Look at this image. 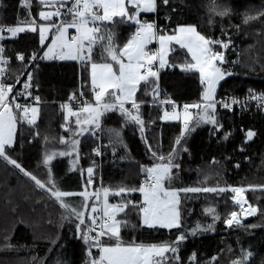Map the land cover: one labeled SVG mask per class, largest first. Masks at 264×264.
<instances>
[{"label": "snow or ice", "instance_id": "snow-or-ice-1", "mask_svg": "<svg viewBox=\"0 0 264 264\" xmlns=\"http://www.w3.org/2000/svg\"><path fill=\"white\" fill-rule=\"evenodd\" d=\"M169 3L170 0H20L26 15L8 24L2 15L7 5L0 0V162L25 178L34 192L63 209L61 222L71 224L75 238L85 246L84 264H201L195 251L186 257L182 255V244L189 236L215 231V223L221 220L215 207H208L205 214L211 216L212 223L185 230L183 204L202 195L231 193V200L240 211H231L223 220L228 228L243 226L241 215L254 216L258 212L264 215V210L253 207L245 197L249 189L264 190V185L248 188L226 183L208 185L207 174L195 185L175 183L182 154L189 152L186 142L191 134L202 125H210L216 132L223 129L218 106L233 111L236 105L243 109L255 101L264 109V92L249 90L243 100L217 96L221 82L234 74L224 65L239 62L226 58L225 53L233 44L228 29L239 31L242 25L254 24L260 26L258 34L264 35V8L240 13L239 24L229 23L225 27L223 19L227 17L231 21L236 11L229 4L211 0L209 26L215 27V17L221 18L220 35L213 36L199 31L196 24L161 27L155 20L142 17L162 11ZM169 10L175 12L176 8ZM166 21L171 23L172 17L166 16ZM121 25L131 29L124 38L118 32ZM5 40H31L30 51L9 55ZM153 44L157 46L150 47ZM176 46L186 50L190 59L179 64L175 57L170 60ZM13 59L19 62V72L14 77L9 75ZM56 61L79 64V85L59 104L64 120L61 127L70 134L60 137V143L66 147L42 151L37 162V167L45 172L41 177L23 158L25 137L21 133L32 130L29 145L40 135L38 122L45 100L40 94L39 69L44 63ZM175 67L198 74V100L181 104L162 90L161 72ZM149 108L159 109L160 114L153 119ZM112 114L118 115L122 127L107 128L108 142L102 144L105 120ZM157 120L179 125V133L167 153L162 151L158 127H153ZM127 127L132 128L133 135H138L143 145L146 160L137 165L143 180L134 185L106 186L101 172L103 157L110 149L113 163L123 160L124 155L117 157L118 148L130 156L131 150L123 137V128ZM229 135L223 138L227 140ZM256 135L254 130H247L246 141ZM86 138L94 146L82 152ZM44 141L47 143L48 138L44 137ZM58 157L70 158L67 172L75 173L81 181L78 190L62 186L63 176L54 175L53 161ZM234 167L238 168L239 164ZM133 215L137 223H131ZM16 222L26 223L23 219ZM129 226L169 233L176 230V233L174 239L145 243L124 238L122 229ZM18 247L6 236L0 250L12 251ZM51 251V248L47 250ZM227 251L231 253L232 249ZM252 256V251L242 249L230 264H249V261L255 264ZM46 261L47 255H34L30 264H46ZM53 264H67V261L54 257ZM207 264H219V257H212Z\"/></svg>", "mask_w": 264, "mask_h": 264}, {"label": "trees", "instance_id": "trees-1", "mask_svg": "<svg viewBox=\"0 0 264 264\" xmlns=\"http://www.w3.org/2000/svg\"><path fill=\"white\" fill-rule=\"evenodd\" d=\"M218 3L229 4L236 14L232 16L231 21L225 17L223 25L227 27L229 23L239 24L240 13L255 8H264V0H217ZM7 5L3 9L2 15L5 23H14L17 19H23L26 10L20 7V0H4ZM211 0H170L169 5L155 14L143 16L149 20H155L158 25L164 27L166 24L171 27L175 23L196 24L198 30L209 33L213 36H219L221 23L219 17H215L217 24L210 27L208 24L209 12L208 4ZM176 8L175 12L170 11ZM166 16L172 17V22L166 21ZM131 29L127 25H121L118 29L121 38L126 37ZM232 37V47L225 53L229 61H239L231 65H224L234 74L227 77L217 92L218 98L229 94L243 95L249 90L264 92V35H259L260 26L250 24L242 25L239 31L228 29ZM31 40L11 41L6 40L5 45L9 55L16 51H30ZM246 49H253L254 53L260 54L261 64L253 68L246 62L244 52ZM259 49H263L260 50ZM175 57L176 63H182L190 59L186 51L176 47V51L170 56V60ZM79 64L77 62H51L42 64L39 69L40 94L45 100L42 108L40 120L38 122L39 137H35L33 143L27 142L30 138L31 129L23 131L21 134L25 137L23 143V158L29 167L36 170L39 176L43 177L45 172L37 167V162L42 155L43 150H62L66 146L60 143V137H68L61 125L64 123L63 112L59 108L61 102L66 101L68 94L75 90L79 85ZM19 72V62L14 61L9 68V75L14 77ZM11 82V80L9 81ZM161 88L164 92L176 99L179 103H190L198 100L200 95V85L198 74L185 73L180 71L179 67L167 68L161 72ZM143 87V85L141 86ZM140 94L138 93V96ZM152 118L155 119L160 110L149 108ZM218 118L223 124V129L216 132L210 125H202L191 134L187 139L189 152L182 154L180 160L181 169L176 184L185 186L195 185L203 180L205 174L209 176L208 185L216 183L228 184L232 186L264 185V113L262 112H229L218 107ZM122 123L117 114H112L111 118L105 120V131L102 135V144H107V128L119 129ZM159 131L157 135L162 137V151L168 152L175 136L179 133V125L161 123L157 120ZM254 130L257 135L251 140L246 141L247 130ZM152 134L151 132L149 133ZM230 134L228 139L223 137ZM44 137L48 138L47 143ZM123 137L131 150L130 156L124 153L123 148H118L117 157L124 155L123 160L117 159L112 162L111 150L103 157L102 176L104 185H117L121 183L137 184L143 180V174L137 165L146 160L143 145L138 139V135H133L131 127L123 128ZM87 139V138H86ZM94 146L91 139L87 143H82L81 151L88 152L90 147ZM243 148V151L240 149ZM67 157H58L53 161L54 175L59 178L63 176L61 184L64 187L78 190L81 181L75 173L67 172L69 166ZM215 161V163H213ZM239 167H234L235 164ZM0 164L6 167L3 175L0 176V205L9 202L11 207H15V212L11 216L4 217L0 221V246L3 245L4 238L10 237L11 242L18 245L16 250H0V264H30L32 256L44 257L47 255L46 264H53L54 257L65 258L67 264H84L85 246L76 239L73 234V227L67 222H61L63 209L59 208L53 201L41 196L38 192L34 193L31 203L33 206L19 201V192L15 191L13 201L9 196L6 198V189L26 185V179L18 175L15 170L6 166L3 162ZM2 175V174H1ZM14 190V189H13ZM138 196V194H136ZM25 196V195H24ZM245 197L249 204L264 210V190L259 188L249 189L245 192ZM26 198V196H25ZM31 206L36 210H44L45 219L36 221L40 230L34 231L27 223H17L14 226L15 219H21L22 207ZM215 207L220 214L221 220L215 223V231L203 232L195 237L189 236L186 242L182 244V255L188 256L195 251L201 260V264H207L212 257H219V264H230L232 258L240 255L241 250L253 252L251 260L255 264H264V215L258 212L254 217L244 221L243 226L228 228L223 223L227 215L235 210L237 206L231 200V193H224L220 196H200L195 199H189L183 204L186 213L184 217V228L190 231L197 224L207 225L212 223L210 215L205 214V209ZM239 209V208H238ZM240 210V209H239ZM31 217H33L31 215ZM9 221V222H8ZM131 223H137L136 217L130 218ZM8 225L5 230L4 224ZM256 225V227H247ZM176 230L172 233L166 230L154 231L129 226L122 229L124 238H135L137 241L151 243L162 240L174 239ZM51 248L50 253L47 250ZM228 248L232 252L227 251ZM95 249L93 252L95 253ZM251 264V261H249Z\"/></svg>", "mask_w": 264, "mask_h": 264}, {"label": "rangeland", "instance_id": "rangeland-1", "mask_svg": "<svg viewBox=\"0 0 264 264\" xmlns=\"http://www.w3.org/2000/svg\"><path fill=\"white\" fill-rule=\"evenodd\" d=\"M249 10H259V8L252 9V7H249ZM176 47H178V46H176ZM260 50H263V49H259V51ZM245 51L246 52H244V55L246 56V62H248V61L251 62V64L248 65L249 67L253 68V67L259 66L261 64L260 54L262 52H260L259 54H256V52L254 53L253 49H246ZM222 82H221V84H222ZM219 88H220V86H219ZM219 88H218V90H219ZM218 90H217V92H218ZM228 96L237 97V96H241V95H239V94L238 95L237 94H229ZM3 171H6V173H8L7 170H6V167L4 165L0 164V176L1 177L5 176V175H3ZM6 191H7V193H4V194H6L7 197L9 196L13 201H15L14 198L17 197L15 195V191H18L20 198L17 197V199L19 201L23 200L24 204L31 205V206L34 205V204L31 203V201H32L31 199L34 196V193L31 192L32 189L30 187V183L26 184V185L21 184V189H20V187H16V188L8 189V190L6 189ZM24 195L26 196V198H25ZM9 197L6 198V199L9 200ZM31 206H26L25 208H24V206L22 207V212H20L21 217H22L21 219H23L26 223L29 222L27 224H29L33 228L34 231H37V230H40V229L38 227L39 223L37 224L36 221H39V219H42V218L45 219V216L43 215L44 210H42V209L40 210L39 209V210H36V212H33V211H35V208L31 207ZM236 206L239 208L238 205H236ZM15 207H11V204L9 202H6V203L3 202L0 205V221H3L4 217H8V220L12 222L11 216H12L13 212L14 213L18 212V211L15 212ZM246 207H247V205H246ZM238 208H237V211H240ZM31 215L33 217H31ZM242 217L244 219L243 215H241V219H242ZM13 222H14L13 225L15 226L16 225V219ZM4 227H5V230L8 228V225L6 224V222L4 224Z\"/></svg>", "mask_w": 264, "mask_h": 264}, {"label": "built area", "instance_id": "built-area-1", "mask_svg": "<svg viewBox=\"0 0 264 264\" xmlns=\"http://www.w3.org/2000/svg\"><path fill=\"white\" fill-rule=\"evenodd\" d=\"M6 41V40H5ZM5 41H3V43L5 44ZM7 46V45H6ZM150 47H153L154 48V45H151ZM14 61H16L15 59H13V61H12V63L14 62ZM18 62V61H17ZM18 87H19V85H18ZM253 91V90H252ZM253 92H255V93H260V92H257V91H253ZM249 95V91L247 92V93H245V94H243V95H241V96H237L238 98H240V99H244V98H246L247 96ZM229 97H231V96H223V97H221V99H226V98H229ZM250 104H251V106L250 107H247V108H241L239 105H236V106H234V110L233 111H229V112H238V113H247V112H250V111H253V112H262V113H264V109H260L257 105H256V103H255V101H252V102H250ZM219 107V106H218ZM220 109H222V110H225V111H228V110H226V109H223L222 107H219ZM101 143H103L102 142V138H101Z\"/></svg>", "mask_w": 264, "mask_h": 264}, {"label": "crops", "instance_id": "crops-1", "mask_svg": "<svg viewBox=\"0 0 264 264\" xmlns=\"http://www.w3.org/2000/svg\"><path fill=\"white\" fill-rule=\"evenodd\" d=\"M149 14H155V13L142 14V17L145 16V15H149ZM153 45H154V48L157 46V45H155V44H153ZM254 216H255V215H254ZM254 216H250V217H254Z\"/></svg>", "mask_w": 264, "mask_h": 264}, {"label": "water", "instance_id": "water-1", "mask_svg": "<svg viewBox=\"0 0 264 264\" xmlns=\"http://www.w3.org/2000/svg\"><path fill=\"white\" fill-rule=\"evenodd\" d=\"M250 218H251L250 216L244 217V221H247V220H249Z\"/></svg>", "mask_w": 264, "mask_h": 264}]
</instances>
